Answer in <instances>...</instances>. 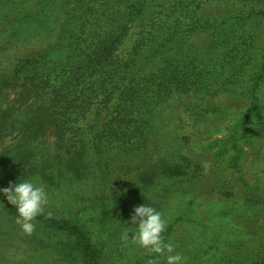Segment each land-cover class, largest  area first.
<instances>
[{
  "label": "trees",
  "instance_id": "1",
  "mask_svg": "<svg viewBox=\"0 0 264 264\" xmlns=\"http://www.w3.org/2000/svg\"><path fill=\"white\" fill-rule=\"evenodd\" d=\"M30 21L52 37L30 47ZM166 108L206 127L195 136L233 116L203 144L210 183L184 142L159 146ZM246 163L264 166V0H0V187L25 177L49 192L31 234L0 196V264H148L155 254L121 239L141 203L185 264H264V179L241 175ZM176 193L185 206L167 213Z\"/></svg>",
  "mask_w": 264,
  "mask_h": 264
},
{
  "label": "rangeland",
  "instance_id": "2",
  "mask_svg": "<svg viewBox=\"0 0 264 264\" xmlns=\"http://www.w3.org/2000/svg\"><path fill=\"white\" fill-rule=\"evenodd\" d=\"M229 3H222L221 6H229ZM57 5L55 4L53 7L56 9ZM49 14V18H50V12ZM34 16V14H33ZM56 14L53 16L52 23L51 26H54L56 23L53 22L54 18H55ZM48 18V19H49ZM33 20V19H30ZM50 21H48V23H44L41 27L37 26L35 23H32V21H30V25L25 26L27 29L25 31H22V34L24 35L22 40H25V38H27V42L28 45H30V47H36L42 43H45L46 40H49L52 36H50L51 30H50ZM47 26H48V30H47ZM45 27V28H43ZM29 35V36H28ZM27 36V37H25ZM207 41V37L205 33H200L195 35L192 38L191 41V47L194 48L199 54H203V46L206 44ZM25 42V41H23ZM219 100V104L221 106H228L230 110H233L235 108H239L242 106V102L240 101H234L231 99L230 96L228 95H223L220 96V98H218L216 101ZM180 114V110H177ZM176 109L175 110H170L169 108L163 109V111L159 112V115L157 116V120H158V125L155 129V132L158 133V143L159 146H161L162 148H166V146L172 145H178L184 142V146L187 147L188 151H191V154H193L197 159L201 160L203 162V164H205L208 168V173H206V180L208 181V183H210L212 181V179L215 177V172L217 171L214 167H212V169H209V165L208 162L211 158H207L209 157L208 152H206V150H204L205 146L203 144H207L208 141L217 138V137H221L226 133V126L229 125L230 122H232V118L233 116H228L226 117V119L224 120H220L217 123H212V124H208L207 125V132L206 134H199L197 136H195V133L197 131L200 132V130L202 131H206V127H203V125H199L196 126L194 128L191 127V123L190 122H183L182 124L179 123L178 119L175 117L176 116ZM172 126V127H171ZM193 133L192 135L190 133ZM184 136V137H188V142L186 143L185 140H182V138H180V136ZM259 138H257L256 141H258ZM203 145V146H202ZM171 146H168V148ZM254 156V155H253ZM216 170V171H215ZM256 173L257 175H262L264 179V166L263 165H259L257 163H254L253 165H250L249 163H246L244 165V169L241 175H244L246 179L250 178H254L253 173ZM234 177H236L235 175H232ZM235 180V178H234ZM177 186H174V188ZM235 188H236V195L237 198H240L239 196L244 194L245 189L242 188L240 183H235ZM177 195H179L178 193L176 194H172L170 196V199L163 202V204H165V207L167 208V213L170 212H174L175 210L172 209H177L181 206H185V202L187 197H184L183 199H180L179 197H177ZM212 201L211 198L207 197L204 201H198L197 202V207L199 208V210L201 209H205V207L209 204V202ZM211 203V202H210ZM12 228H9V231ZM8 231V232H9ZM18 229H16L15 231H12L11 234L7 237H13L15 232H17ZM181 231H179L178 236H182L181 235ZM2 237V236H0ZM6 237H4L3 239H5ZM188 238V237H186ZM1 240V238H0ZM181 240V239H180ZM10 246L9 245H5L3 244L2 240L0 241V256H7V250L9 251ZM11 261V262H9ZM2 264H12V260H8V261H3L2 260Z\"/></svg>",
  "mask_w": 264,
  "mask_h": 264
},
{
  "label": "clouds",
  "instance_id": "3",
  "mask_svg": "<svg viewBox=\"0 0 264 264\" xmlns=\"http://www.w3.org/2000/svg\"><path fill=\"white\" fill-rule=\"evenodd\" d=\"M0 196L15 207V222L25 234L34 231L35 218L44 212L49 202V192L45 185L25 177H18L16 182L9 181L8 186L0 187ZM128 224L133 229L125 227L121 239H131L149 253L155 254L148 264H158L161 256H164L165 264H185V258L175 251V245L164 240L162 234L167 220L161 211L151 204L141 203L133 208Z\"/></svg>",
  "mask_w": 264,
  "mask_h": 264
}]
</instances>
